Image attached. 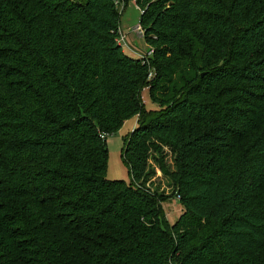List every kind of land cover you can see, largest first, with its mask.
Segmentation results:
<instances>
[{
  "label": "trees",
  "instance_id": "16d2710c",
  "mask_svg": "<svg viewBox=\"0 0 264 264\" xmlns=\"http://www.w3.org/2000/svg\"><path fill=\"white\" fill-rule=\"evenodd\" d=\"M136 3L145 58L115 0H0V264H264V0Z\"/></svg>",
  "mask_w": 264,
  "mask_h": 264
},
{
  "label": "rangeland",
  "instance_id": "374dc122",
  "mask_svg": "<svg viewBox=\"0 0 264 264\" xmlns=\"http://www.w3.org/2000/svg\"><path fill=\"white\" fill-rule=\"evenodd\" d=\"M119 9L122 10L121 27L124 33L126 32L127 36V42L122 43L125 52L137 57L150 54L149 45L146 43L144 36L138 37V35L132 31L133 28L140 23L142 14L136 0H130L126 7L124 2L120 3ZM151 74L153 75V69H151ZM142 99L147 112L157 108V105L150 99L148 87L143 88ZM137 121V116L126 120L119 131L107 137L108 163L106 176L110 180H124L127 184L131 183L130 170L123 158V149L126 139L137 125ZM168 162L171 166L173 165L171 157L168 158ZM150 165L151 169L155 172V176L151 180L152 189L156 190L159 196V202L165 221L172 226L183 213V206L178 196L174 193L170 181L162 174L153 160L150 161ZM160 195H163L164 199L161 200Z\"/></svg>",
  "mask_w": 264,
  "mask_h": 264
},
{
  "label": "built area",
  "instance_id": "2783aa9c",
  "mask_svg": "<svg viewBox=\"0 0 264 264\" xmlns=\"http://www.w3.org/2000/svg\"><path fill=\"white\" fill-rule=\"evenodd\" d=\"M115 2H116V4H117V6L119 7V5H120V3H122V0H115ZM134 33H136L137 35H138V37H143L144 36V33H145V30H144V28L142 27V25L139 23V24H137L134 28H133V30H132ZM126 38H127V36H126V32L124 33V31L122 30V28H121V36H120V42L121 43H126L127 41H126ZM149 53L150 54H148V55H152L153 54V51L149 48ZM147 54H144V56L143 57H141V58H145V57H149Z\"/></svg>",
  "mask_w": 264,
  "mask_h": 264
},
{
  "label": "crops",
  "instance_id": "0c3cea01",
  "mask_svg": "<svg viewBox=\"0 0 264 264\" xmlns=\"http://www.w3.org/2000/svg\"><path fill=\"white\" fill-rule=\"evenodd\" d=\"M132 46H133V45H132ZM132 46H131V47H132ZM134 48H135V47H134Z\"/></svg>",
  "mask_w": 264,
  "mask_h": 264
}]
</instances>
